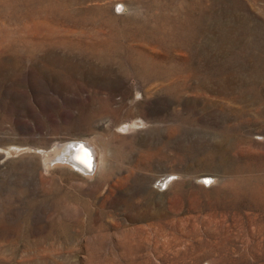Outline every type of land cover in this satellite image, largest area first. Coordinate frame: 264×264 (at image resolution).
<instances>
[{"label": "rangeland", "instance_id": "1", "mask_svg": "<svg viewBox=\"0 0 264 264\" xmlns=\"http://www.w3.org/2000/svg\"><path fill=\"white\" fill-rule=\"evenodd\" d=\"M191 3L0 0V264H264V0ZM157 4L213 31L194 61L229 95L133 73ZM76 139L97 171L56 160Z\"/></svg>", "mask_w": 264, "mask_h": 264}, {"label": "bare ground", "instance_id": "2", "mask_svg": "<svg viewBox=\"0 0 264 264\" xmlns=\"http://www.w3.org/2000/svg\"><path fill=\"white\" fill-rule=\"evenodd\" d=\"M191 1H192L191 5H198V6L202 5L203 6L202 0H190V2ZM152 5L153 4L149 5L150 9L152 8ZM145 6H146V4H145ZM155 8L157 9V11L154 14L143 16L144 14H140L139 13L140 16H138V18L134 17L135 15L132 16V17H129L128 20H127L128 24H129V29H128L129 31L128 30L127 31L122 30L123 31L122 34L124 33V34H126V35H128V36H130V37H132V38H134V39H136V40H138L140 42L135 47H131L132 55L130 57V61H131V64H132L133 73L136 74L142 80H144V82H146L147 84L152 82V81L159 82L158 80H165V79H167V80L169 79L170 80L171 79V81L172 80L173 81L170 84V88L171 89L172 88L177 89V88H179L181 86H184L183 88L188 87L189 86L188 82L190 80H193V81H196V83H195V91H197L198 93H204L205 94L206 92H210L212 90V91H215L217 94H220V95H224V96L229 95L228 94V90L229 89L226 87V84H225L226 82L224 83L225 80L223 81L222 79H220V80H218V82L214 83L212 79H213V77H216V75L213 76L210 72H208L209 70L206 71V70L200 68L201 66L200 65L198 66L195 63V61H194L195 53H196L195 48L197 47V42H198V39L200 38V36L203 35L204 32H209V34H213V31H211V30L207 31V29H209V28H207L205 30L202 27L204 25L201 26V23L203 22V19H200V17H198V16H194L192 11H190L187 7L183 8V9H186L184 14H182L180 11H178L176 16L173 13H171V11L169 10V8H172V7H169V6L161 7L160 5L158 6V4H157V6L155 5ZM163 10H166V11H163ZM203 12H205V11H203ZM237 13H239V12H237ZM229 15H231V14H229ZM246 15L248 17V14H246ZM203 16H205V15H203ZM73 17H74V15H73ZM220 19H221V17H220ZM233 20L234 21L239 20V17L235 16L233 18ZM241 22H243V21H241ZM223 23H225V22L223 21ZM249 24H250V22H249ZM222 25H224V24H222ZM222 25H218V26L220 27ZM229 25H231V24H229ZM239 27H237V28H239ZM113 29H115V28H113ZM218 29L219 28H217V30ZM237 32H240V31L237 30ZM237 32L236 31H229V30L226 29V33L225 32H223V33L222 32H220V33L217 32V33L221 35L222 40H227V42L229 44V41H232L233 39L236 38V36H234V35L237 34ZM253 32L256 33L255 31H253ZM232 33H235V34H232ZM112 34H113V32H112ZM241 34H243V33H241ZM119 35H121V34L119 33ZM238 35H239V33L237 34V37L239 38ZM248 35H246V36H248ZM241 39H242V37H241ZM222 43H223V41H222ZM224 44H225V42H224ZM237 44H239V43H237ZM218 45H215V46H218ZM202 46H204V45H202ZM227 47H230V46L227 45ZM220 48L223 49L222 46ZM99 49H101V48H99ZM175 50H180L182 52H184V50H187L189 54L188 53L186 55L185 54L184 55L180 54L181 57H178V55H174L173 54V51H175ZM201 50H202V48H201ZM201 50H200V52H201ZM205 50L207 51V49H205ZM216 50H217V48H216ZM225 50H227V49H225ZM126 52H127V50H126ZM204 53H205V51H204ZM113 54H112V56H113ZM228 54H230V53H228ZM202 55H204V54H202ZM109 58H111V57H109ZM226 80H227V78H226ZM240 82H241V80H240ZM163 84H164V82H163ZM239 91H241V90H239ZM246 94H248V93H245V92L241 91V93L238 94L239 99L243 100V98L244 99L246 98V99H250L253 103L256 102V100H255L256 96H252V97L250 96L251 97L250 98V97H248L250 92H249L248 95H246ZM252 94H256V93L253 92ZM133 126H134V124H131V123L128 124L127 123L123 127H124V129L129 130V129L133 128ZM70 143H73V144H69V146H67L66 149L63 150V155L58 156V158L56 160H58L59 163L61 162V163L68 164L72 168H74L75 170L80 171V172H82V173H84L86 175L91 173L94 170L95 166H96V159H97L96 156L98 155V154L96 155V153H97L96 148H94V146H92L93 144L90 143V142L87 143L85 141H81V140H77V139H76V141H72ZM61 148H62V146H61ZM49 151H50V149H49ZM60 154H61V152H60ZM50 155H54V154H50ZM50 157H52V156H50ZM45 159H46V155H45ZM71 159L74 160V161H72ZM42 160H44V159H42ZM97 169H95V170L97 171ZM165 178H166V180H165ZM165 178L162 181L163 182L162 185H166L167 183H170L173 180H175L174 178H172L171 175H168ZM90 254H92V253H90Z\"/></svg>", "mask_w": 264, "mask_h": 264}, {"label": "water", "instance_id": "3", "mask_svg": "<svg viewBox=\"0 0 264 264\" xmlns=\"http://www.w3.org/2000/svg\"><path fill=\"white\" fill-rule=\"evenodd\" d=\"M69 144H73V143H69ZM69 144H65V145L63 146V150L66 149V147L69 146ZM71 147H72V146H71ZM63 150H62V151H63ZM65 152H66V151H65ZM65 152H64V153H65ZM61 155H63V153L60 154L59 156H61ZM71 160H72V159H71ZM72 161H74V160H72Z\"/></svg>", "mask_w": 264, "mask_h": 264}]
</instances>
